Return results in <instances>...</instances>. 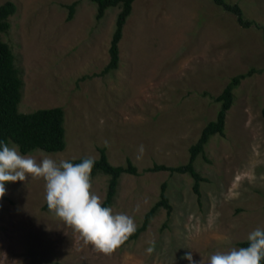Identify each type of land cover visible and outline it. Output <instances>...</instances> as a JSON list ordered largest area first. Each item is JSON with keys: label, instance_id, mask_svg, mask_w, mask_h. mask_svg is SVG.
<instances>
[{"label": "rangeland", "instance_id": "1", "mask_svg": "<svg viewBox=\"0 0 264 264\" xmlns=\"http://www.w3.org/2000/svg\"><path fill=\"white\" fill-rule=\"evenodd\" d=\"M11 1L16 11L1 37L23 80L18 110L60 106L65 115L63 151L22 155L97 158V147L105 146L112 164L130 158L138 169L120 176L113 214L133 217L137 227L162 182L172 211L167 216L160 208L136 240L105 256L43 208V179L7 183L0 264H189L188 252L196 264H210L212 254L238 249L237 242L264 228V0H225L240 6L248 27L213 0H134L118 67L106 74L100 72L118 7L96 20L89 0ZM251 68L234 90L224 134L213 135L194 162L206 178L200 198L186 173L145 171L153 163H185L189 145L219 108L213 98ZM107 181L100 173L91 179L101 201Z\"/></svg>", "mask_w": 264, "mask_h": 264}, {"label": "trees", "instance_id": "2", "mask_svg": "<svg viewBox=\"0 0 264 264\" xmlns=\"http://www.w3.org/2000/svg\"><path fill=\"white\" fill-rule=\"evenodd\" d=\"M96 5V20L104 16L109 7H118L119 10L115 17V25L111 34L108 47L109 59L101 70L100 74H106L117 69L119 64V41L122 37L123 26L132 10L134 0H89ZM215 4L221 6L224 10L233 13L237 22L248 27L251 21L247 20L242 9L237 3H228L225 0H213ZM77 6V1L67 5L66 20L73 18ZM16 11V5L11 0H6L0 4V142H11L19 146L21 154L41 150L47 153H57L63 151L66 146L65 141V115L60 106L38 108L31 112H20L18 104L21 100L23 80L20 70L15 64V55L8 43L3 41L1 33L7 32L10 28L9 17ZM254 69L251 68L245 73H239L232 76L225 84L222 91L216 95L213 100L219 104L215 117L209 120L201 129L196 141L188 147V159L185 163L178 165H167L164 163H153L146 167L145 171H168L169 173L188 174L192 178V190L200 198V185L206 178L196 170L194 162L198 155H204V149L209 139L215 135H223L225 127L226 114L234 101V90L240 84L241 80L250 76ZM98 157L94 158L95 164L91 173V179L97 174L108 176L106 192L102 200V206L111 207L114 203L120 176L123 173L137 174L138 169L132 163L130 158H126V163L112 164L107 156L106 147H97ZM88 156H80L68 159L72 163H80ZM167 183L160 185L159 198L145 212L142 222L136 227V231L123 244L136 240L144 232L160 208L166 210L169 216L172 206L166 193ZM47 211V203L43 206ZM264 229V228H263ZM122 245V246H123ZM238 247H247L248 241L237 242ZM58 264V263H57ZM260 264H264V259Z\"/></svg>", "mask_w": 264, "mask_h": 264}, {"label": "clouds", "instance_id": "3", "mask_svg": "<svg viewBox=\"0 0 264 264\" xmlns=\"http://www.w3.org/2000/svg\"><path fill=\"white\" fill-rule=\"evenodd\" d=\"M138 153L137 159L144 153L143 145L139 146ZM41 157L38 160L32 155H22L18 145L0 142V199L6 195L7 183L43 179L49 212L71 228L85 245L111 256L136 231V225L133 217L113 214L110 207L102 206L101 198L91 191L94 158L72 163L66 159L57 161L44 153ZM247 241V247L212 254L210 264H260L264 259V229L251 231ZM152 251V247L147 249L148 253ZM183 259L196 264L191 252Z\"/></svg>", "mask_w": 264, "mask_h": 264}]
</instances>
